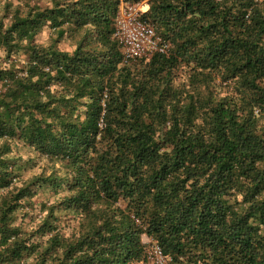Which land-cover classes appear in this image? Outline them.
<instances>
[{
	"label": "trees",
	"instance_id": "obj_1",
	"mask_svg": "<svg viewBox=\"0 0 264 264\" xmlns=\"http://www.w3.org/2000/svg\"><path fill=\"white\" fill-rule=\"evenodd\" d=\"M122 1L146 0H50L0 21V138L65 162L57 205L81 225L35 242L7 203L0 264L142 263L144 236L169 264H264V0H147L141 19L169 50L127 62ZM48 24L76 48L36 43Z\"/></svg>",
	"mask_w": 264,
	"mask_h": 264
},
{
	"label": "rangeland",
	"instance_id": "obj_2",
	"mask_svg": "<svg viewBox=\"0 0 264 264\" xmlns=\"http://www.w3.org/2000/svg\"><path fill=\"white\" fill-rule=\"evenodd\" d=\"M29 4L46 6L50 4V0H0V21L8 24L13 13L17 10L25 12ZM147 6L146 0L143 2V11ZM35 41L44 46L56 44L63 51H73L77 46V37L74 34L66 33L63 37H57L55 29L49 24L38 32ZM3 55L1 51L0 56ZM263 121L264 118L262 123ZM5 146L9 149L3 150ZM0 150L12 176L11 185L0 188V208L7 203H17L10 224L20 228L22 236L35 242L46 241L55 233L67 240L78 235L81 229L80 214L74 210H64L62 206L57 205L69 194L65 187L72 179L65 162L43 155L34 147L14 138H0ZM26 187H29L30 194L16 200L18 191ZM50 211H53L54 216H49ZM46 219L52 222V225H49L52 228L50 232L47 228L46 231L42 229ZM143 240L147 245H151V239L147 236H144ZM35 262L36 254H32L26 256L21 264H36Z\"/></svg>",
	"mask_w": 264,
	"mask_h": 264
},
{
	"label": "built area",
	"instance_id": "obj_3",
	"mask_svg": "<svg viewBox=\"0 0 264 264\" xmlns=\"http://www.w3.org/2000/svg\"><path fill=\"white\" fill-rule=\"evenodd\" d=\"M143 3L129 4L122 1L115 18L114 37L121 45L123 61L147 57L156 51L167 52L169 44H160L155 28L141 19ZM141 264H169L168 258L155 242L147 249V258Z\"/></svg>",
	"mask_w": 264,
	"mask_h": 264
},
{
	"label": "crops",
	"instance_id": "obj_4",
	"mask_svg": "<svg viewBox=\"0 0 264 264\" xmlns=\"http://www.w3.org/2000/svg\"><path fill=\"white\" fill-rule=\"evenodd\" d=\"M148 9V6L145 8V10H147Z\"/></svg>",
	"mask_w": 264,
	"mask_h": 264
},
{
	"label": "clouds",
	"instance_id": "obj_5",
	"mask_svg": "<svg viewBox=\"0 0 264 264\" xmlns=\"http://www.w3.org/2000/svg\"><path fill=\"white\" fill-rule=\"evenodd\" d=\"M146 11V10H145Z\"/></svg>",
	"mask_w": 264,
	"mask_h": 264
}]
</instances>
